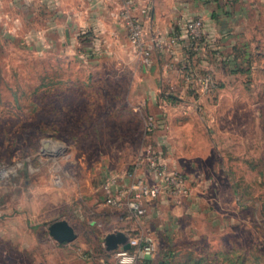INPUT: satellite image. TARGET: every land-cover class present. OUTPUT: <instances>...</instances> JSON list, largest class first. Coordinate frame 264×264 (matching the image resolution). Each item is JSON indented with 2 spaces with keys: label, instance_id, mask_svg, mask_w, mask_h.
Segmentation results:
<instances>
[{
  "label": "rangeland",
  "instance_id": "374dc122",
  "mask_svg": "<svg viewBox=\"0 0 264 264\" xmlns=\"http://www.w3.org/2000/svg\"><path fill=\"white\" fill-rule=\"evenodd\" d=\"M27 6L0 0V264L110 262L104 236L116 230L151 238L152 253L132 264H264V30L209 53L207 66L188 59L216 89L200 93L180 74L184 91H164L186 101L158 108L131 89L148 64L80 58ZM148 145L190 192L151 200L136 220L108 204L106 183ZM58 219L74 240L49 235Z\"/></svg>",
  "mask_w": 264,
  "mask_h": 264
},
{
  "label": "crops",
  "instance_id": "0c3cea01",
  "mask_svg": "<svg viewBox=\"0 0 264 264\" xmlns=\"http://www.w3.org/2000/svg\"><path fill=\"white\" fill-rule=\"evenodd\" d=\"M11 1L17 3L18 0ZM134 1L136 6L141 2ZM25 3L29 6L25 11L33 15L32 24L51 29L58 37L62 33L65 49L70 48L80 58L103 55L129 62L136 57L118 17L121 0H25ZM188 17L202 19L207 45L213 50L188 55V58L181 44L176 43L173 45L176 68L169 70L163 66L167 56L153 51L150 63L139 72H132L143 81L131 86L138 96L144 94L137 98V104L145 102L159 108L165 100L173 104L186 101L174 92L164 91L167 86L173 90L186 88L184 84L178 85L180 64L195 58L198 65L204 67L210 61L209 53L217 56L228 46L250 43L247 31L264 30V0H152L150 31L163 39L178 35L183 32L182 22ZM160 119L165 122L164 118Z\"/></svg>",
  "mask_w": 264,
  "mask_h": 264
},
{
  "label": "built area",
  "instance_id": "2783aa9c",
  "mask_svg": "<svg viewBox=\"0 0 264 264\" xmlns=\"http://www.w3.org/2000/svg\"><path fill=\"white\" fill-rule=\"evenodd\" d=\"M152 0H141L136 6L134 0H121L118 12L119 20L126 31L127 40L133 53L142 62L148 64L155 50L164 53L168 62L166 68L173 69L175 50L173 45L181 44L186 55L208 52L204 23L199 17H188L182 22L183 32L172 34L163 39L150 31L149 18ZM189 58V56H188ZM184 81L200 93H211L216 82L209 71L191 70L189 60L179 66ZM159 127L152 115L146 118V130L153 132ZM144 173V176H141ZM155 180V181H151ZM106 187L109 190L107 202L112 206L126 208L128 217L140 219L146 212L147 204L163 194L187 195L190 188L186 176L169 164V158L151 145L146 146L124 173L111 177ZM125 232V231H124ZM131 246L128 250L121 247L110 251L113 261L102 264H132L140 255H150L153 251L151 238L147 234L125 232ZM134 248V249H132Z\"/></svg>",
  "mask_w": 264,
  "mask_h": 264
},
{
  "label": "water",
  "instance_id": "95a60500",
  "mask_svg": "<svg viewBox=\"0 0 264 264\" xmlns=\"http://www.w3.org/2000/svg\"><path fill=\"white\" fill-rule=\"evenodd\" d=\"M47 229L49 235L58 243L70 242L76 237L74 228L65 219H58L51 222ZM104 247L107 252L113 251L118 247H121L123 250L131 248L127 234L121 230L107 233L104 236Z\"/></svg>",
  "mask_w": 264,
  "mask_h": 264
},
{
  "label": "trees",
  "instance_id": "16d2710c",
  "mask_svg": "<svg viewBox=\"0 0 264 264\" xmlns=\"http://www.w3.org/2000/svg\"><path fill=\"white\" fill-rule=\"evenodd\" d=\"M168 99H172V98L168 97Z\"/></svg>",
  "mask_w": 264,
  "mask_h": 264
}]
</instances>
